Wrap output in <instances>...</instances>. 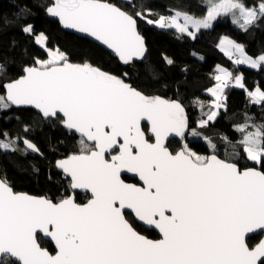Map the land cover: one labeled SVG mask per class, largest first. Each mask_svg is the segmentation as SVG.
<instances>
[{
	"label": "snow or ice",
	"instance_id": "snow-or-ice-1",
	"mask_svg": "<svg viewBox=\"0 0 264 264\" xmlns=\"http://www.w3.org/2000/svg\"><path fill=\"white\" fill-rule=\"evenodd\" d=\"M203 6L207 11L201 18L172 9L171 15L154 20L149 19L152 10L143 5H132L131 14L107 0H51L45 11L65 27L102 42L124 64L142 61L147 51L138 18L191 39L219 17L230 15L244 31L264 20V0L251 6L241 0H205ZM21 31L32 34L34 26L25 24ZM35 39L46 47L44 33ZM221 47L229 57L237 56V65L264 64V55L253 59L242 44L227 37ZM47 56L35 58L23 69L24 75L3 85L6 95L0 96V110L31 105L45 120L62 114V126L80 134L81 148L57 166L70 174L73 188L90 190L92 199L78 204L70 196L54 203L18 193L6 177L0 178V254L19 264H264V239L254 247L245 239L264 231V170H241L216 155H199L187 144L173 153L165 141L172 134L183 138L189 131L188 114L179 100L144 94L126 82L128 73L120 78L87 62L71 63L59 48L47 49ZM166 62L174 63L167 58ZM145 71L151 72V66ZM220 71L215 76L219 83L207 90L212 102L194 101L202 111L199 128L227 110L226 81L234 79L236 86L245 88L242 75ZM246 94L250 103L264 106V90L257 87ZM251 119L246 117L236 130L243 134L245 158L264 167V124H250ZM143 120L151 124L154 143L141 128ZM30 130L24 126L25 134ZM190 132L202 136L196 128ZM0 136V151L43 155L27 135ZM208 143L215 149L210 139ZM123 171L136 174L142 186L126 183ZM126 210L139 222L158 228L162 238L141 235L126 218ZM38 230L55 241V255L37 243Z\"/></svg>",
	"mask_w": 264,
	"mask_h": 264
},
{
	"label": "trees",
	"instance_id": "trees-1",
	"mask_svg": "<svg viewBox=\"0 0 264 264\" xmlns=\"http://www.w3.org/2000/svg\"><path fill=\"white\" fill-rule=\"evenodd\" d=\"M107 1L131 14H134L132 5L137 9L143 5L154 13L149 17L153 20L157 19L158 15H171L172 9L187 11L196 17H203L207 11L203 6L205 0ZM241 1L246 6L257 3V0ZM50 3L51 0H0V66L4 69L0 71V96L5 95L3 85L23 75V69L32 65L35 58L46 59V49L35 39L37 34L44 33L48 37V46L59 48L73 62L91 63L120 78H125L124 74L128 73L130 78L126 81L144 94L179 100L187 110L190 129L196 128L203 136L197 139L188 134V146L195 152L217 153L224 158L225 155L221 153L224 150L228 155H237L233 162L238 163L241 168L258 167L245 158L240 143L243 134L237 131L236 127L243 124L246 117H251L253 123L264 124V106L250 103L246 94L257 87L264 90V64L257 69L246 64L237 65L234 63L235 55L228 57L224 54L218 42L223 36L230 37L236 43L242 44L249 56L258 57L264 54V20L244 31L232 22L230 15L219 17L212 27L201 30L195 39H191L178 34L174 29H160L138 18L137 26L146 39L148 52L142 61L124 65L93 40L62 29L59 21L45 11ZM22 9L26 11L21 13ZM25 24L33 25L34 33L21 31ZM166 58L174 63L169 65ZM146 66H151L152 71H145ZM219 66L232 74L242 75L245 88L234 85L226 87L224 94L227 97V110H222L218 118L207 127L198 128L197 121L202 115L196 110L197 104L194 101L212 99L207 90L218 83L215 76L219 73ZM61 119L59 116L58 119L45 120L31 107L12 106L7 110H0V133L7 132L10 138L27 135L43 153L41 156L29 152L25 156L21 152L0 151V177H6L15 191L44 194L54 201L62 200L72 193V182L63 171L58 170L56 161L72 153H79L81 137L66 130L61 124ZM25 125L31 129L27 134L23 131ZM206 138L218 142L219 152L209 151ZM0 139H3V136H0ZM168 143L173 152L183 147L177 139H171ZM230 144H234L233 149ZM260 169L264 170V167L260 166ZM87 194L76 193V201L84 204L89 197ZM126 218L137 231L150 238L159 237L156 231L139 225L132 214L126 213ZM38 236L40 245L54 253L55 247L52 243ZM261 236L262 233L251 236L248 244L254 246ZM0 264H19V261L10 256H3L0 258Z\"/></svg>",
	"mask_w": 264,
	"mask_h": 264
},
{
	"label": "water",
	"instance_id": "water-1",
	"mask_svg": "<svg viewBox=\"0 0 264 264\" xmlns=\"http://www.w3.org/2000/svg\"><path fill=\"white\" fill-rule=\"evenodd\" d=\"M102 2H103V0H102ZM107 2H110V1H107ZM110 3H112V2H110ZM118 6V5H117ZM120 7V6H119ZM50 16V15H49ZM51 17V16H50ZM53 19H57L58 21H59V19L58 18H55V17H52ZM59 23H60V26L62 27V29H67L68 31H70V32H72V33H74V34H76V35H79V36H82V37H85V38H89V39H91V40H93L95 43H97L98 45H100V46H102L104 49H106L110 54H113L117 59H119V57H118V55L117 54H115L114 53V51L112 50V49H110V48H108L106 45H103V43L102 42H100V41H98V40H96L94 37H92V36H90L89 34H87V33H83V32H81V31H79L78 29H72V28H68V27H65L60 21H59ZM137 28H138V26H137ZM138 31H139V29H138ZM141 34V33H140ZM143 36V35H142ZM144 37V36H143ZM144 39H145V37H144ZM145 44H146V39H145ZM146 48H147V51H146V53H145V56H146V54H147V52H148V47H147V45H146ZM144 56V57H145ZM69 59V58H68ZM119 61H120V63L121 64H124L120 59H119ZM134 61H141V60H139V59H136V60H134ZM134 61H132L131 63H133ZM69 62H71V63H74V64H83V63H76V62H73V61H71L70 59H69ZM91 64V63H90ZM124 65H126V64H124ZM93 66H95V65H93ZM95 67H97V66H95ZM101 70H103L102 68H100ZM104 71V70H103ZM105 72H107V71H105ZM109 73V72H108ZM110 74H112V75H115V74H113V73H110ZM23 75H24V71H23ZM116 76V75H115ZM19 78V77H18ZM15 79H17V78H15ZM127 82V81H126ZM128 83V82H127ZM5 95H6V92H5ZM149 96V95H148ZM156 96H159V97H161L162 99H166V98H164V97H162L161 95H156ZM166 100H175V99H171V98H167ZM13 107H18V108H26V107H31V108H33L36 112H38L39 114H40V111L39 110H37L34 106H31V105H26V106H15V105H13ZM186 110V109H185ZM186 112H187V110H186ZM41 115V114H40ZM59 116H61L62 117V119H63V116H62V114H59ZM146 127V128H145ZM150 127H151V124H150V122L149 121H147V120H143L142 122H141V128H142V130L144 131V133H145V136H146V138H148L149 139V141L150 142H155V137L151 134V132H150ZM189 127H190V121H189ZM65 129L66 130H68L66 127H65ZM69 131V130H68ZM69 132H74L78 137H80V134L79 133H77L76 131H74V130H72V131H69ZM188 134H189V132L187 131L186 133H185V136L183 137V138H181V137H179V136H177V135H175V134H172V135H170L169 136V138L165 141V144H166V146L168 147V145H169V141L171 140V139H177L178 141L179 140H183V139H185V138H187L188 137ZM169 148V147H168ZM181 149V148H180ZM179 149V150H180ZM169 150L170 151H172L170 148H169ZM179 150H177V151H179ZM173 152V151H172ZM176 152V151H175ZM175 152H173V153H175ZM72 154H79V153H72ZM116 154V152H113V155H115ZM211 155H216L219 159H221V160H225L226 162H229V163H236V162H231V161H228V160H226V159H224V158H221L217 153H212V154H210L209 156H211ZM68 157V156H67ZM67 157H62L61 159H59V160H62V159H66ZM106 158H108V155L106 154ZM59 160H57V161H59ZM57 161H56V166H57ZM237 165H238V163H237ZM238 167L239 168H241L239 165H238ZM57 168H58V170H60V171H63V173L71 180V182H72V179H71V176H70V174H68V173H66L63 169H61V168H59L58 166H57ZM245 168H252V167H245ZM245 168H241V170H243V169H245ZM255 168H257V170H261L260 169V167H255ZM130 178L131 180H126L125 178ZM0 178H2V177H0ZM121 179H123L126 183H131V184H137V185H139V186H142V182L139 180V178H138V176L136 175V174H134V173H129V172H126V171H123L122 173H121ZM73 183V182H72ZM72 183H71V191H72V193L69 195V196H67V197H65V198H68V197H72V198H74V200H75V202L76 203H78V204H81V203H79V202H77L76 201V193H88L89 194V196H90V198L87 200V202L89 201V200H91L92 199V193H91V191L90 190H86V189H76V188H73L72 187ZM13 188V187H12ZM14 190V189H13ZM15 191V190H14ZM16 192H18V191H16ZM18 193H25V194H27V195H30V196H34V197H45V198H48V199H50L49 197H47L46 195H44V194H41V195H36V194H32V193H26V192H23V191H19ZM65 198H63V199H65ZM54 203L55 202H59V201H54L53 199H51ZM87 202H84V204H86ZM126 213H130V214H132V216L134 217V214H133V212L131 211V210H126V212H125V216H126ZM134 220L140 225H142V226H144L145 228H147L148 230H153V231H156L157 233H158V235H159V237L158 238H153V237H148L146 234H144V233H142L141 231L139 232L141 235H144V236H146L148 239H152V240H159V239H161L162 238V234L160 233V231H159V229L158 228H156L155 226H149V225H146L145 223H143V222H139L135 217H134ZM130 223H131V221H129ZM134 227V226H133ZM135 228V227H134ZM136 229V228H135ZM137 230V229H136ZM260 233H262V236H261V238L259 239V242L262 240V239H264V231H261V230H257V232L256 233H254V234H247L246 235V237H245V239H246V242L248 243V239L251 237V236H254V235H259ZM38 235H40V236H42L44 239H46V240H48V241H50L51 243H52V245L55 247V251H54V253L53 252H51L47 247H45V246H41L40 245V243H39V240H38ZM36 240H37V243L40 245V247L41 248H43V249H46L50 254H52V255H55L56 254V252H57V246H56V244H55V241L51 238V237H49V236H47L45 233H43V232H41V231H37V234H36ZM259 242H257V243H259ZM256 245V244H255ZM254 245V246H255ZM250 246V245H249ZM254 246H250V247H254ZM2 256H5L4 254H0V257H2ZM11 257V256H10ZM16 259V258H15ZM16 260H18V259H16Z\"/></svg>",
	"mask_w": 264,
	"mask_h": 264
},
{
	"label": "rangeland",
	"instance_id": "rangeland-1",
	"mask_svg": "<svg viewBox=\"0 0 264 264\" xmlns=\"http://www.w3.org/2000/svg\"><path fill=\"white\" fill-rule=\"evenodd\" d=\"M242 2V1H241ZM165 16H167V15H165ZM231 17V16H230ZM198 18H201V17H198ZM231 20H232V22H233V18L231 17ZM214 23H215V21H213V23H212V26L214 25ZM241 23H243V21L241 20ZM235 25L236 26H238L239 27V25L237 24V23H235ZM211 26V27H212ZM37 35H39V34H37ZM36 35V36H37ZM228 38H230V37H228ZM231 39V38H230ZM221 40V39H220ZM218 44H219V47H221V43H220V41L218 42ZM40 45V44H39ZM41 47H43L44 49H46V51H47V49H52V50H55L56 48H53V47H49L48 46V44H46V47L44 46V45H40ZM221 48H223V47H221ZM224 49V48H223ZM262 55H264V54H262ZM259 57V56H258ZM258 57H253V59H256V58H258ZM48 58V56L46 57V59ZM41 60H43V59H41ZM263 65V64H262ZM250 67V66H249ZM251 68V67H250ZM253 68V67H252ZM232 76L233 77H236V76H240V75H236V74H232ZM232 80V82H233V84L232 85H234V86H236L235 85V80L234 79H231ZM231 80H228V81H231ZM228 81H226L225 83H227L228 84ZM227 88H230V86H228ZM227 88H225V89H227ZM224 89V90H225ZM224 94V93H223ZM225 95V94H224ZM211 98L212 99H210L209 101H204V100H199V101H202L205 105H207V104H209V103H211L212 102V100L214 99V97H212L211 96ZM190 106L192 107V104H190ZM196 107H197V109L196 110H198V112H199V115L201 114L202 115V111H201V109H200V107H198L197 105H195ZM194 108V107H193ZM203 111L204 112H207L208 111V108L207 107H205L204 109H203ZM246 121V120H245ZM245 121L243 122V124L245 123ZM250 124H257V123H253L252 122V119L250 120V121H248ZM259 125V124H258ZM199 128V127H198ZM189 129H190V127H189ZM249 130H251V129H249ZM198 131V130H197ZM198 132H200V131H198ZM189 135H191V133H190V131H189ZM189 135H188V137H189ZM201 137H203V136H201ZM201 137H199V136H193L192 135V137L191 138H201ZM81 139V138H80ZM206 142H208V139H206ZM182 146L184 145V144H187V146H188V139L187 138H185L183 141H182ZM211 143L212 144H214L215 145V149H213L212 147H211V145H209V143H208V148H210V152H212V151H215V152H219V150L220 149H218L217 148V146L219 145L218 144V142H216V141H213V140H211ZM79 146L81 147V145L79 144ZM20 147V146H19ZM189 147V146H188ZM230 147L233 149L234 148V144H230ZM21 149L23 148V146H21L20 147ZM191 149V148H190ZM192 151H194L193 149H191ZM195 152V151H194ZM197 153V152H196ZM221 153L222 154H224L225 155V159H227V160H229V161H234V159H236L237 158V155L236 154H234V155H228L227 153H225L224 152V150H223V152L221 151ZM197 154H199V155H202V156H209L210 154H204V153H197ZM253 163H255V164H257L258 165V167H260L261 165H260V163L259 162H253Z\"/></svg>",
	"mask_w": 264,
	"mask_h": 264
},
{
	"label": "crops",
	"instance_id": "crops-1",
	"mask_svg": "<svg viewBox=\"0 0 264 264\" xmlns=\"http://www.w3.org/2000/svg\"><path fill=\"white\" fill-rule=\"evenodd\" d=\"M226 36H223L222 38H221V40H220V43L222 42V40L225 38ZM228 38V37H227ZM228 39H230V38H228ZM230 40H232V39H230ZM232 41H234V40H232ZM220 49H221V51L224 53V54H226L227 56H228V54H227V52L223 49V48H221L220 47ZM229 57V56H228ZM247 65V64H246ZM248 66H250V65H248ZM251 68H252V66H250ZM220 69H225L224 67H221V66H219L218 67V71H219V73H218V75H221V71H220ZM257 69V68H256ZM228 71V70H227ZM228 72H230V71H228ZM231 73V72H230ZM219 83V82H218ZM216 86V85H215ZM215 86H213L212 88H214ZM253 91H255V90H253ZM209 93V92H208ZM209 95H210V93H209ZM242 140V139H241Z\"/></svg>",
	"mask_w": 264,
	"mask_h": 264
},
{
	"label": "built area",
	"instance_id": "built-area-1",
	"mask_svg": "<svg viewBox=\"0 0 264 264\" xmlns=\"http://www.w3.org/2000/svg\"><path fill=\"white\" fill-rule=\"evenodd\" d=\"M236 58H237V56L235 55V58H234V59H236ZM232 84H233L232 80H231V81H228V85H229L230 87L233 86Z\"/></svg>",
	"mask_w": 264,
	"mask_h": 264
},
{
	"label": "bare ground",
	"instance_id": "bare-ground-1",
	"mask_svg": "<svg viewBox=\"0 0 264 264\" xmlns=\"http://www.w3.org/2000/svg\"><path fill=\"white\" fill-rule=\"evenodd\" d=\"M21 76H22V75H21ZM183 140H184V139H183ZM183 140H179V141L182 143ZM86 143H87V141H86ZM182 144H183V143H182ZM47 197H48V196H47ZM2 257H3V256H2ZM0 258H1V257H0Z\"/></svg>",
	"mask_w": 264,
	"mask_h": 264
},
{
	"label": "flooded vegetation",
	"instance_id": "flooded-vegetation-1",
	"mask_svg": "<svg viewBox=\"0 0 264 264\" xmlns=\"http://www.w3.org/2000/svg\"><path fill=\"white\" fill-rule=\"evenodd\" d=\"M22 146L24 147V145L22 144ZM31 153V152H30ZM128 178V177H127ZM130 179V178H129ZM131 180V179H130ZM87 195H89V194H87ZM90 198V196L88 197V199Z\"/></svg>",
	"mask_w": 264,
	"mask_h": 264
}]
</instances>
